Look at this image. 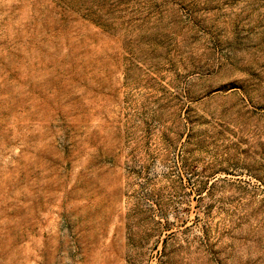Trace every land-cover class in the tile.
Segmentation results:
<instances>
[{
    "label": "rangeland",
    "instance_id": "obj_1",
    "mask_svg": "<svg viewBox=\"0 0 264 264\" xmlns=\"http://www.w3.org/2000/svg\"><path fill=\"white\" fill-rule=\"evenodd\" d=\"M0 264H264V0H0Z\"/></svg>",
    "mask_w": 264,
    "mask_h": 264
}]
</instances>
